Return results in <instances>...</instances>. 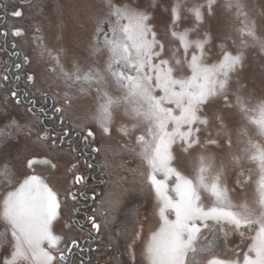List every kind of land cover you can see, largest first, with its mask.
<instances>
[{
	"label": "snow or ice",
	"instance_id": "obj_1",
	"mask_svg": "<svg viewBox=\"0 0 264 264\" xmlns=\"http://www.w3.org/2000/svg\"><path fill=\"white\" fill-rule=\"evenodd\" d=\"M102 7L103 16L97 18L91 38L94 63L87 69L73 59L72 71H68L59 55L52 56L43 38L37 45L39 59L47 55L54 61L45 69L52 74L49 87L63 88L62 93H57L60 106L53 107L60 114L63 135H68L63 127L65 113L82 98L94 101L95 111L90 119L95 121L103 137H112L116 111L122 110L133 121L130 126L120 123L115 128L122 138L117 144L92 147L91 151L104 153L102 167L111 169L105 174L114 185L127 181L133 187L141 186L142 190L147 184L154 192L156 214L161 223L146 245L148 264H264V98L242 95L246 85L239 80L248 49H256L264 56V3L224 0V11L239 24L235 29L239 42L232 40L237 46L236 52L229 51L225 43H218L220 56L214 63L205 60L214 41L213 28L217 31L221 28L217 18L218 0H202L191 6L184 0H173L171 4L149 0L146 6L136 0L121 4L102 0ZM157 9L167 15L164 36L178 42V46L166 44L156 31L152 21ZM182 11L190 14L195 24L178 31ZM11 15L20 17L22 12L13 11ZM201 30V38H189L191 32ZM13 34L21 36L23 32L17 29ZM104 53L107 56L100 67L97 58ZM25 62L30 61L26 58ZM184 66L190 75H176ZM16 67L19 69L21 65ZM26 80L35 85L36 77L29 74ZM12 96L17 93L13 92ZM16 103L20 101L17 99ZM233 110L239 116L235 142L227 124ZM27 111L33 112V109ZM33 117L32 124L22 126L13 122L14 133L34 135L33 142L50 154L62 152L63 136L50 135L47 129L38 128L39 117L34 112ZM142 126L143 130L137 134ZM79 128L81 132L86 131L83 139L91 145L96 133L83 124ZM9 138L6 134L0 135V143H6ZM176 146L184 154L200 149L193 176H185L172 166ZM209 149L223 153L219 162L216 153ZM125 155L134 156L141 164L127 168L121 159ZM38 163L53 170L58 167L54 155L29 158L26 166L34 169ZM245 164L251 166L245 167ZM71 167L76 168V164ZM231 170L235 176L230 188ZM122 172L129 173L132 179L127 180ZM158 174L163 178H158ZM83 180L82 175L74 177L76 184H82ZM248 185L253 186L251 202L248 199L235 202L232 193L237 188L243 192ZM0 189L4 190L0 197V219L9 226L0 234V246L11 244L10 254L0 264H76L73 250L80 249V244L72 236L76 225L72 216L78 200L75 192L69 189L65 193V200L70 198L73 204L68 207L63 225L67 233L57 234L54 224L63 215V205L58 193L39 175H27L20 181L6 161L0 164ZM203 194L211 199L210 205H204ZM91 199L95 201L96 196ZM117 206L118 202L102 199L93 213H99L104 222L98 223L95 215L90 216L91 229L101 233L109 228ZM169 212L174 214V220L169 219ZM141 232L142 228L130 232L124 226L110 233L117 240L125 239V251L130 259L124 264H135L132 244L127 240L139 238ZM231 235H239L241 241L230 249L227 239Z\"/></svg>",
	"mask_w": 264,
	"mask_h": 264
},
{
	"label": "rangeland",
	"instance_id": "obj_2",
	"mask_svg": "<svg viewBox=\"0 0 264 264\" xmlns=\"http://www.w3.org/2000/svg\"><path fill=\"white\" fill-rule=\"evenodd\" d=\"M126 0H114V3L121 4ZM136 2L142 6H146L149 0H136ZM173 0H163L165 4H171ZM187 6H191L194 3L202 2V0H184ZM250 3L255 0H249ZM260 3H264V0H258ZM224 0H218L217 18L221 24L219 31L213 28L214 41L210 46V50L206 57V63H214L220 56L219 48L216 45L223 42L227 45L228 50L232 52L237 51V46L233 45L232 40H237L238 34L235 29L239 27V24L234 20L230 14L224 11L222 5ZM35 4H39L40 7H35ZM13 11H21L22 16L14 17L11 15ZM104 10L102 7V0H14L9 6L3 8L1 15L5 16L6 22H0L5 32L7 33L8 50H4V41L0 43V79L5 80L3 77L8 76V71L11 67V59L8 56L9 49L15 50L14 54L20 55V60L15 64L21 65V71L16 72V76L20 77L24 87H27L33 96L38 97L37 106L44 105L45 99L49 98L48 104H45L46 108L51 106H60L57 101L61 98L57 95L58 92L63 91L62 87L54 86L49 87V83L52 81V74L45 71L46 67L50 64H54V61L46 55L43 60L38 58L39 48L37 45L40 43V38H43V44L51 51L52 56L59 55L61 62L68 71H72V61L77 60L83 69H87L90 64L94 63V58L91 56V38L96 26V20L98 17L103 16ZM182 20L178 27V31H183L185 28H192L195 24L194 18L187 12L182 11ZM152 23L155 26L156 31L165 39L166 44H172L178 46V42L171 41L170 38L164 36L166 25L168 23L167 15L162 13L160 9L155 10L154 19ZM21 30L23 35L15 36L13 33L17 30ZM39 29V31H37ZM1 33V31H0ZM61 36V40H57V37ZM202 37V30L198 32H191L189 35L190 39H197ZM230 37V38H229ZM64 51L61 52L60 49ZM10 50V51H11ZM107 54L104 53L97 59H99L100 67H103V62L106 59ZM246 61L243 71L239 74V80L242 85H246L242 89V95L248 96L251 94L254 99L264 98V56L258 54L256 49H248L246 52ZM26 58L30 62H25ZM34 75L36 77L35 85L29 84L26 80L27 75ZM176 75H190V71L187 66L182 69H178ZM5 83V82H4ZM6 84V83H5ZM13 83L7 84L8 92L5 97L0 96V135L4 132L9 135L8 130L13 122L20 125H28L34 122L33 112L39 117L38 128L46 129L43 123V111L40 109H34L32 106H21L16 103V99L12 97ZM236 87L235 78L233 81V89ZM114 91V90H113ZM46 94V95H45ZM95 93L93 92V96ZM19 100L21 99L18 97ZM34 99L30 98L27 100ZM13 101L16 108L10 101ZM52 102V103H51ZM52 107V109H53ZM33 109V112L27 111V109ZM95 111L94 101L91 99H81L77 102L74 108L65 113V125L64 129L74 130L86 136V131L81 132L79 125L83 124L87 129H91L96 133V140L89 145L88 151L96 157L95 163L101 168V176L107 178V185L104 194H108L106 199H111L114 202H118L115 213H124L123 216L126 221L128 230L138 231L142 228L141 235L139 238H130L127 243L132 244V251L135 254V264H148V260L145 254L146 245L149 242L152 232L156 231L160 226L159 216L156 214V201L154 192L151 188L145 184L141 190V186H131L125 181L123 184L116 186L112 180L105 173L111 171L109 168H103L102 165L105 161L104 153H92V147L102 146L104 144H117L122 138L116 133L115 128L120 123L128 124L129 126L133 121L129 120L122 114V110H118L114 113L115 123L113 124V135L112 137H103L100 134L99 128L97 127L94 120L90 119L91 114ZM52 115H55V120L47 122V125L54 129L61 131V124L58 113L52 110ZM70 121V122H69ZM239 121V116L233 110L230 117L227 119V124L230 130H232L233 140L235 142V129ZM42 124V125H41ZM143 130V126L137 130V134ZM50 135L60 137L57 133L48 130ZM91 140V138H89ZM34 141V135L26 137L23 132L15 134L10 137L6 143L1 145L0 143V164L6 161L12 166L15 171L18 180L22 181L27 175L36 174L39 175L54 191L59 195V199L62 202V217L60 220L55 222L54 231L57 234L67 233V229H64L63 225L65 222V216L68 213V207L73 204L69 198L65 200V193L71 189L75 192L77 187L74 182L76 175L84 176L87 183L93 170L89 168V159L85 156L77 154L72 147L65 143L61 145L63 148L62 152L59 153H48L47 149L36 144ZM223 142V137H221ZM236 145L234 143V149ZM176 159L172 162V166L177 168L185 176H193L194 168L196 166V157L200 152V149H194L190 154H184L180 151L179 146L175 149ZM209 152H214L217 155V162H219L220 156L223 154L219 150L209 149ZM46 155H54L56 157V163L58 167L53 170L49 166L42 163H38L34 166V169H28L26 161L29 158L36 157L37 159H43ZM109 162H112L111 156H109ZM127 168H135L137 164H141L134 156L129 157L127 155L121 158ZM119 161H117L118 163ZM72 164H76V168H72ZM251 165L245 164V167ZM71 169V170H69ZM144 170L147 171L146 166ZM103 172V174H102ZM127 177V180H131L132 177L127 172L120 173ZM235 176V171L231 170L228 174V184L231 188L233 186L232 180ZM158 178H163L159 176ZM174 177L169 179L168 184L173 183ZM15 183V181H14ZM83 185V184H82ZM81 185V187H82ZM128 189V191H125ZM79 192V191H78ZM102 190L97 189L95 193L99 194ZM76 193V192H75ZM4 194V190H1L0 197ZM253 186L248 185L245 191H241L239 188L232 193V198L235 202H240L244 199H248L249 202L252 200ZM101 196V198H100ZM102 200V194L99 195ZM78 201V200H77ZM100 201L95 202L93 207L89 210L91 215H95L99 219V213H93V209L100 206ZM203 203L205 206L211 204V199L207 194H203ZM76 205V202H75ZM121 210L120 212L117 210ZM128 212V214H127ZM114 213V214H115ZM127 214V215H126ZM169 219H175L174 214L171 212L167 213ZM115 219V217H114ZM118 219V218H117ZM115 219V220H117ZM122 219V220H123ZM114 221V220H113ZM120 221V220H118ZM102 222H104L102 220ZM115 223V222H114ZM120 226V227H119ZM8 225L0 219V229L8 230ZM122 227L121 223H118V231ZM115 230V229H114ZM114 232V231H113ZM72 236L75 237L74 232ZM247 240L248 238L245 237ZM10 240V237H9ZM241 238L239 235H231L227 239V247L235 248L240 244ZM112 246L116 245L122 254L123 261H129V256H124L123 246L126 248V242L124 237H120L119 240H113ZM250 243L251 241L248 240ZM63 247V245H61ZM47 247V245H45ZM11 244L9 243L3 248L0 256V261L10 254ZM245 251L247 250L245 246ZM97 254L99 262L107 264L118 263L119 259L115 257L114 252H107L106 255L102 256ZM120 254V255H121ZM243 253H241L242 258Z\"/></svg>",
	"mask_w": 264,
	"mask_h": 264
},
{
	"label": "flooded vegetation",
	"instance_id": "obj_3",
	"mask_svg": "<svg viewBox=\"0 0 264 264\" xmlns=\"http://www.w3.org/2000/svg\"><path fill=\"white\" fill-rule=\"evenodd\" d=\"M13 1L14 0H0V22L2 21H4V23L6 22L5 16L3 17L1 13L3 11V8L9 6ZM0 31H1L0 43L4 41V46H5L4 50H8L7 46H9L8 44L9 38L7 37V33L5 32L3 26L1 25H0ZM11 49L12 47L7 52L12 63L8 71V76H7L8 79L4 80V82L6 84L9 83L14 84L12 87V91L17 93V96L15 97L12 96V97L15 98L16 100L17 99L19 100L18 97L21 98L19 100L20 103L19 104L17 103L18 105L32 106L34 109H40V111H43V116H44L43 123L45 128L47 130H51L54 133H57L60 136H63L64 143L72 147V149L76 151L77 154L85 156L87 159H89V164L92 165V167L89 168L96 169L95 171L93 170L92 172H90L91 176L89 178V183L86 182L85 178L82 182L83 185L75 183V185L77 187H80V189L78 188V190L76 189L75 191L78 196V201H76L75 212L72 216V219L76 221L74 235L75 238H77L78 243L80 244V249L73 250V259L76 261V264H107L103 262L104 258L102 259V263H100L99 257L97 256V254L98 255L101 254V251L104 250L102 256L106 255L107 252L110 253V251H112L114 252L115 257L119 259L118 263L116 262L111 264H124V262L126 261H123L122 254L119 251L118 247L115 248L116 245L112 246V243H114L113 240L115 241V238L110 235L111 232L113 231L115 232L117 230L118 223H121L122 227L126 225V221L125 219H123L124 218L123 216L125 215L124 213H122L123 211L120 212L121 211L120 209L117 210L120 212V214L115 213L114 217L115 219L117 218L118 219L117 220L114 219L113 223L109 226V228L105 229L101 233H96L94 230L91 229L89 217L93 215L89 213V210L93 207V205L97 200L98 202L99 201L101 202L100 200L101 196L99 198V195L102 194V199H106V195L104 194V191L105 189H107L106 185L108 180L103 176L102 179L100 178L101 168L95 163L96 157L88 151L89 143L86 142L85 139H83L84 134H81L76 131L74 132V130L69 129L67 130L68 135L64 136L62 131H58L53 127L47 125V122H51L55 120V115H52L51 113L53 110L52 109L53 106L49 108L45 107V104H48V101L50 99L49 98L45 99L44 105H41L39 107L37 106L38 97L33 96L32 93H30L29 89L23 86L20 77L16 76V72L21 71V67L18 69L15 66V64L20 60V55L18 53L14 54L15 50L14 49L11 50ZM33 97L34 99L27 100ZM97 189L102 190V192L99 194L95 193ZM93 195L96 196L95 201L91 199ZM95 218L98 223L103 224L102 222L103 218L101 217L100 214H99V219H97L96 216ZM123 251H124V256H126L127 254L124 246H123Z\"/></svg>",
	"mask_w": 264,
	"mask_h": 264
},
{
	"label": "trees",
	"instance_id": "obj_4",
	"mask_svg": "<svg viewBox=\"0 0 264 264\" xmlns=\"http://www.w3.org/2000/svg\"><path fill=\"white\" fill-rule=\"evenodd\" d=\"M7 92H8L7 84L4 83V80L0 79V96L5 97L6 94H7ZM10 102H11V104H12L14 107L19 108V107H17V105L14 104V102H13L12 100H11ZM41 125H42V124H41ZM8 130L10 131L9 135H7V134L5 133L8 137H12V136H14L15 134H17V133H14L13 123L10 125V127H9ZM2 135H4V132L2 133ZM8 140H9V139H8ZM8 140H7V141H8ZM1 145H3V143H1ZM1 190H2V189H0V192H1ZM4 232H5L4 230H1V229H0V234H2V233H4ZM4 247H6V246H0V256H1V254H2V250H3Z\"/></svg>",
	"mask_w": 264,
	"mask_h": 264
}]
</instances>
